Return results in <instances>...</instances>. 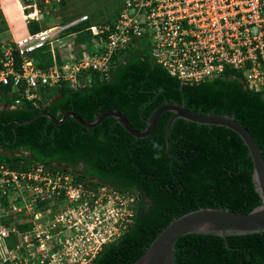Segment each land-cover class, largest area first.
Masks as SVG:
<instances>
[{
    "label": "trees",
    "instance_id": "16d2710c",
    "mask_svg": "<svg viewBox=\"0 0 264 264\" xmlns=\"http://www.w3.org/2000/svg\"><path fill=\"white\" fill-rule=\"evenodd\" d=\"M0 5L15 7L5 0ZM46 5L39 6L45 10ZM90 24L87 20L67 30L79 32L78 45L87 42L85 28ZM27 27L26 32L46 28L43 20L36 19L29 20ZM8 29L1 17L0 35ZM14 56L19 66L22 58L17 51ZM33 56L41 68L54 64L48 47ZM58 59L62 62L59 54ZM83 76L92 80L80 88L67 81L44 87L39 104L26 101L15 106L16 94L9 93L11 86L5 88L4 105H0V163L19 171L45 165L53 172H70L91 186L107 184L137 196L133 224L105 246L93 264H132L174 218L189 211L216 207L247 213L262 204L249 148L226 126L177 118L170 128L167 150L165 135L172 111L164 112L155 129L140 138L112 116L91 129L72 116L56 131L46 115L21 123L42 110L57 119L73 111L93 121L98 113L117 109L142 130L153 111L170 101L197 112L234 114L252 132L264 156V90L251 88L239 70L227 69L204 82L183 83L157 63L149 44L142 42L119 51L106 78L91 70ZM227 241L215 234H185L176 243L175 262L264 264V232L229 235Z\"/></svg>",
    "mask_w": 264,
    "mask_h": 264
},
{
    "label": "built area",
    "instance_id": "2783aa9c",
    "mask_svg": "<svg viewBox=\"0 0 264 264\" xmlns=\"http://www.w3.org/2000/svg\"><path fill=\"white\" fill-rule=\"evenodd\" d=\"M22 10L27 22L51 14L36 1ZM90 19L84 14L14 37L13 45L0 42V105L7 86L17 106L39 104L43 88L62 81L86 86L92 80L83 76L86 71L106 78L114 56L142 42L183 83L235 69L251 88L264 90V0H125L115 21L85 28L93 36L91 44L78 45L79 32L67 30ZM46 47L54 64L41 68L33 54ZM14 51L22 58L19 66ZM136 203L129 191L91 186L70 172H53L45 165L19 171L0 163V264H93L133 224Z\"/></svg>",
    "mask_w": 264,
    "mask_h": 264
},
{
    "label": "water",
    "instance_id": "95a60500",
    "mask_svg": "<svg viewBox=\"0 0 264 264\" xmlns=\"http://www.w3.org/2000/svg\"><path fill=\"white\" fill-rule=\"evenodd\" d=\"M166 111L174 114L167 124L166 142L169 150L170 128L177 118H184L200 124L226 126L236 131L249 148V156L254 164L253 181L256 190L262 198V204L247 213L232 211L229 208L201 207L184 213L174 218L149 244L144 254L132 264H176L174 251L179 238L185 234H215L225 238L229 235L250 234L264 232V156L262 149L256 141L252 132L240 122L234 114L202 113L186 107L185 104L167 101L157 107L147 119L146 128L136 129L128 118L117 109L98 113L93 121H86L73 111L65 112L57 119L46 111H40L33 118L21 122L27 123L35 120L41 115L48 116L55 124V131L59 124L64 122L68 116H72L83 126L89 129L102 123L107 117H114L123 127L137 138L148 136L156 127L161 115ZM20 122L17 121V124ZM22 154V152H16Z\"/></svg>",
    "mask_w": 264,
    "mask_h": 264
},
{
    "label": "rangeland",
    "instance_id": "374dc122",
    "mask_svg": "<svg viewBox=\"0 0 264 264\" xmlns=\"http://www.w3.org/2000/svg\"><path fill=\"white\" fill-rule=\"evenodd\" d=\"M9 1L15 7H9L5 5L0 7V24L1 17L7 18L9 24L15 29L18 35L25 34V22L23 11L20 5H17L15 1L18 0H5ZM37 2L38 5L47 4L46 9L51 11L50 15H45L43 23L46 27L52 25H63L71 22L72 20L79 18L84 14L90 15L91 23H104L115 21L125 6V0H66L65 4L60 3L58 0H31V2ZM41 1L43 3H41ZM22 7L27 3V0H19ZM45 2V3H44ZM45 9V10H46ZM10 27V26H9ZM15 37L17 35H14ZM69 38L68 41H71ZM86 41L90 44L93 42V36L90 32H86ZM0 42L7 45L14 44V37L12 31L8 29L0 35ZM148 43V42H147ZM80 50V49H79Z\"/></svg>",
    "mask_w": 264,
    "mask_h": 264
},
{
    "label": "crops",
    "instance_id": "0c3cea01",
    "mask_svg": "<svg viewBox=\"0 0 264 264\" xmlns=\"http://www.w3.org/2000/svg\"><path fill=\"white\" fill-rule=\"evenodd\" d=\"M30 1H31V0H27V2H30ZM17 3L20 5L21 10H22V4L19 2V0L17 1ZM17 3H16V4H17ZM1 6L4 7V5H1ZM9 7H10V6H9ZM22 11H23V10H22ZM22 14H23V13H22ZM5 19L7 20V18H5ZM7 22H8V21H7ZM24 22H25V27H26L24 33H26V31L28 30V27H27V23H28V22L25 20V18H24ZM8 24H9V23H8ZM9 26H10L9 29L12 31L13 37H15L14 35H17L16 37H19V36L22 35V34H21V35H18L17 32L15 31V29L12 28L11 24H9Z\"/></svg>",
    "mask_w": 264,
    "mask_h": 264
},
{
    "label": "bare ground",
    "instance_id": "6f19581e",
    "mask_svg": "<svg viewBox=\"0 0 264 264\" xmlns=\"http://www.w3.org/2000/svg\"><path fill=\"white\" fill-rule=\"evenodd\" d=\"M16 3H17V1H15ZM17 5H19L18 3H17Z\"/></svg>",
    "mask_w": 264,
    "mask_h": 264
}]
</instances>
